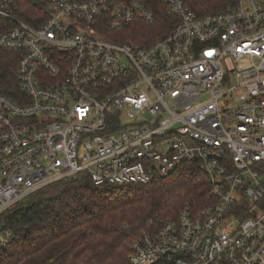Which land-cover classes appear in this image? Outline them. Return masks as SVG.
<instances>
[{
  "label": "built area",
  "instance_id": "2783aa9c",
  "mask_svg": "<svg viewBox=\"0 0 264 264\" xmlns=\"http://www.w3.org/2000/svg\"><path fill=\"white\" fill-rule=\"evenodd\" d=\"M160 1L176 23L138 45L105 33L154 22L158 0H46L38 26L0 0V50L19 54L15 97L0 90V212L76 172L148 183L194 160L203 200L149 219L130 264H264V0Z\"/></svg>",
  "mask_w": 264,
  "mask_h": 264
},
{
  "label": "trees",
  "instance_id": "16d2710c",
  "mask_svg": "<svg viewBox=\"0 0 264 264\" xmlns=\"http://www.w3.org/2000/svg\"><path fill=\"white\" fill-rule=\"evenodd\" d=\"M45 2L7 0L4 7L38 26L48 17ZM186 2L205 13L224 9L232 0ZM156 5L154 22L132 20L106 37L138 45L161 38L176 21L164 2ZM12 26L0 16V32ZM18 59L16 52L0 50V90L12 97ZM208 189L205 170L194 160L148 183L96 184L87 171L56 179L0 212V264H130V245L150 228L149 219L175 215L186 200L200 203Z\"/></svg>",
  "mask_w": 264,
  "mask_h": 264
},
{
  "label": "rangeland",
  "instance_id": "374dc122",
  "mask_svg": "<svg viewBox=\"0 0 264 264\" xmlns=\"http://www.w3.org/2000/svg\"><path fill=\"white\" fill-rule=\"evenodd\" d=\"M125 119H126V121H130V122L133 121V119H130V118H125ZM174 179H176V178H173L172 180H174ZM172 183H173V181H172Z\"/></svg>",
  "mask_w": 264,
  "mask_h": 264
}]
</instances>
